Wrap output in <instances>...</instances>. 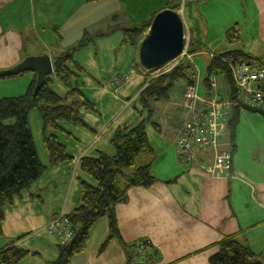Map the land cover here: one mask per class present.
I'll list each match as a JSON object with an SVG mask.
<instances>
[{
    "label": "crops",
    "instance_id": "1",
    "mask_svg": "<svg viewBox=\"0 0 264 264\" xmlns=\"http://www.w3.org/2000/svg\"><path fill=\"white\" fill-rule=\"evenodd\" d=\"M90 2L97 6L94 12L100 14L93 22L82 12ZM181 4L182 0H0V71L13 68L29 56L46 53L52 60L88 34L84 48L73 55L83 70L74 85L96 108V113L81 112L84 126H64L66 132L58 137L72 160L47 169L5 209L0 251L12 244L31 254L22 264L56 261L60 241L46 230V225L56 216L67 217L80 204V181L92 184L81 171L80 160L97 159L100 154L114 156V132L123 126L133 128L147 116L141 113L138 95L145 79L154 78L153 73L143 69L136 51L123 44L120 13L127 12L122 13L127 20L123 22L146 21L177 7L189 38L190 26ZM190 4L197 17L201 9L208 10L207 16L213 18L223 11L221 24L227 26L219 35L222 37L210 40L198 55L187 59L197 85V110L203 113L214 96L228 103V97H219L218 83L213 78L210 92L206 91L203 79L210 63L206 52L242 51L264 66V0H190ZM230 11L238 13H227ZM242 26L254 27L252 38L244 39ZM233 27L239 31V41L229 43L225 34ZM66 35L69 42L63 39ZM48 37H53V42H48ZM200 56L202 61L194 60ZM32 79L24 75L0 80V93L5 94L0 99L22 96ZM53 90L59 97L66 93L55 80ZM182 93L167 103H155L157 127L147 123L152 153L141 157L136 169L149 167L156 183L148 189H130L126 202L115 207L119 238L111 239L100 251L110 231L106 219L98 220L91 229L86 251L70 264H209L218 253V244L227 238H234L264 264V116L241 111L232 143L227 125L233 109L227 104L219 107L227 112V120L219 128L217 148L195 149L193 163L181 162L175 140L188 120L182 109ZM32 113L29 124L37 154L48 168L41 120ZM33 127L40 137L39 147ZM222 151L231 153L228 171L215 167V155ZM143 240L149 242V250L155 255H144L138 262L130 260L129 246Z\"/></svg>",
    "mask_w": 264,
    "mask_h": 264
},
{
    "label": "trees",
    "instance_id": "2",
    "mask_svg": "<svg viewBox=\"0 0 264 264\" xmlns=\"http://www.w3.org/2000/svg\"><path fill=\"white\" fill-rule=\"evenodd\" d=\"M171 9L177 11V7ZM154 16L148 21H143L139 27L124 29L123 44L137 53L139 43L148 31ZM225 38L229 43L239 41L237 27L229 29ZM88 40L89 36L85 34L74 48L52 59L53 75L45 78L43 86L35 96L33 90L36 76L27 73L17 76L31 75L33 78L22 96L0 99V238L5 209L11 206L16 198L27 192L47 169H55L72 160L67 155L65 146L58 139L59 135L66 132L64 126H84L81 112L96 113L94 104L90 103L74 85L83 70L76 64L73 55L83 49ZM198 53H200L199 49H195L194 43L188 41L186 55L173 69L155 78L145 79V84L139 91L138 100L141 113L147 115L146 119L133 128L123 126L114 132L111 139V145L115 150L114 156L100 154L97 159L80 160V169L92 184L79 182L80 204L67 216L72 226L73 236L69 242L58 246V257L52 264H70L74 257L83 254L87 249L91 229L98 220L107 219L110 231L108 240L100 251L111 239L119 238L115 207L126 202L127 192L130 189H148L156 183L149 167L136 169L138 160L152 153L147 136V123L157 127L154 122L156 109L153 106L155 103H167L172 99L173 92L177 97L180 91H183L182 109L185 111L183 97L187 85L192 84L197 88L193 80L192 67L187 59ZM208 55L212 56V59L203 79L206 91L210 92L212 78L222 76L229 84L227 97L232 101L237 93L228 64H235V61L240 58L247 61L253 59L237 50ZM5 79L10 78H0V80ZM54 80L65 88L66 93L63 97H59L54 92ZM179 83L183 90L175 89ZM232 109L227 127L233 143L234 130L240 112L248 111L264 116V109L248 106L232 107ZM33 111L39 114L41 120L42 143L49 161L48 168L40 163L31 132L29 115ZM206 112L201 113L202 118L205 117ZM217 247L218 253L209 260V264H261L248 248L234 238L225 239ZM131 250L132 247L129 246V251ZM30 255L29 252L19 250L11 244L0 251V264H22ZM145 256H150L148 246ZM131 258L134 259L130 255V260Z\"/></svg>",
    "mask_w": 264,
    "mask_h": 264
},
{
    "label": "built area",
    "instance_id": "3",
    "mask_svg": "<svg viewBox=\"0 0 264 264\" xmlns=\"http://www.w3.org/2000/svg\"><path fill=\"white\" fill-rule=\"evenodd\" d=\"M181 56L179 59H182ZM212 57V56H211ZM173 63V62H172ZM171 64V63H170ZM169 65V64H168ZM235 84L236 98L227 100L231 107H262L264 109V66L254 65L253 61L235 62L228 64ZM174 66L162 67L163 72L156 76L169 72ZM184 109L188 120L182 125L176 140L177 158L181 162L193 163V151L203 150L208 147L217 148L219 128L227 120V112L220 108L225 107L218 96H214L206 105L207 112L204 118L197 110V88L189 84L184 93ZM215 167L220 171H228L232 164L231 154L227 151L217 152L215 155ZM49 233L57 236L60 245L69 242L73 236L72 226L66 216H58L47 224ZM147 241H137L131 245L133 255L143 257Z\"/></svg>",
    "mask_w": 264,
    "mask_h": 264
},
{
    "label": "water",
    "instance_id": "4",
    "mask_svg": "<svg viewBox=\"0 0 264 264\" xmlns=\"http://www.w3.org/2000/svg\"><path fill=\"white\" fill-rule=\"evenodd\" d=\"M185 43V26L180 13L165 9L154 16L146 35L140 41L138 62L146 71L161 69L183 55ZM27 73L36 76L33 90L35 96L43 86L45 78L53 75L50 56L44 53L26 57L13 68L0 71V78L17 77Z\"/></svg>",
    "mask_w": 264,
    "mask_h": 264
},
{
    "label": "rangeland",
    "instance_id": "5",
    "mask_svg": "<svg viewBox=\"0 0 264 264\" xmlns=\"http://www.w3.org/2000/svg\"><path fill=\"white\" fill-rule=\"evenodd\" d=\"M94 4H95L94 2H90V3H88V6L86 8H82L83 9L82 12L85 14L86 19L87 20H92V22L94 20L99 19L98 18V14L99 13L98 12H94V10H96V8H97V6H94ZM122 6L123 5H121V7ZM180 8H181V10H182V12H183V14L185 16L186 23L189 24L188 27L190 26L189 27V30H190L189 38H188V35L186 36V31L187 30L185 28V41H186L185 45H186V47L184 49V53H183L182 56H185L186 55V49H187L188 41L194 43L195 49H204L205 47L208 46V43H209L210 40L215 39L219 35H223V33L227 30V26L221 24V23L224 22V21H222V18L223 17L220 14V13H224L223 11H219L218 16L215 17V18H213V17H208L209 14H210L208 12V10L205 11V9H201L200 11L198 10L200 16L197 17L196 16L197 15L196 14V10L194 9V6L192 4H190V0H182V4H181V7ZM62 9H63V7H62ZM122 13H124L125 15H127V12L125 10L121 11V13H120V20H119V22H120V28L121 29L136 28V27H139L141 25V23L143 22V20L142 21L139 20V21L123 22V21H127V20H125V17L122 15ZM227 13L237 14L238 12H232V11H230V12H227ZM148 20H150V19H148ZM148 20H146V21H148ZM206 24H207V26H206ZM242 27H241V30L243 31V34L242 35H243L244 39L247 40V39L252 38L253 37V33H254V29H253L254 27H251V26H249V27L242 26ZM96 31H99V30H96ZM146 33H145V35H146ZM220 37H222V36H219V38ZM63 39H65V42H69V39L70 38H68V36L66 35L65 38H63ZM234 40H232V41H234ZM236 41H238V40H236ZM48 42H53V37L52 38L51 37H48ZM63 45H65L67 47L68 44L67 43L66 44L63 43ZM208 54L209 53H207V52L205 53V55L207 57H209L210 59H212ZM213 54L216 55L217 53H213ZM202 56L197 57L194 60H197L198 62L199 61H202V59H203ZM137 57H138V52L136 53V58ZM230 60H231V62H234L233 59H230ZM179 61H180V59H177L176 61H174L173 63H171V64H169L167 66H170V65L171 66H176ZM186 61H185V63H186ZM238 61H240V62H246L247 60H244L243 58H240V59H238L235 62H238ZM251 61H253V64L254 65H257L258 64V62L256 60H251ZM150 72L153 73V77L155 78L156 77V73L158 74V72L161 73L163 71H162V68H161V69H158V72H157V70L150 71ZM203 76H204V72L201 73V81L203 79ZM213 80H216L217 83H218L217 90H218V93H219L218 94L219 97H223L224 100H225L227 98L226 93L228 92V87H229L228 82H226L225 81V78L222 77V76L215 77V78H213ZM180 85H181V83H179L176 86L175 89L181 88ZM199 88H200V93H201L203 91V85H202V83L199 85ZM201 89H202V91H201ZM172 95H173V98H176L174 92H173ZM3 96H5V94L3 92L0 93V97H3ZM32 114H34L35 116H37L39 118V116H38L39 114L37 112L33 111ZM30 118H31V126H34V123H36V122L33 121L32 116ZM36 126H37V124H36ZM32 131H33V134L35 136L36 145H37V147H39L40 146V143H39L40 137L37 136L36 128L33 127L32 128ZM150 139H152V138L150 137ZM59 216H63V215H59ZM56 217H58V216H56ZM56 217H54V218H56ZM54 218H52V219H54ZM116 222H117V220H116ZM46 230L48 231L47 225H46ZM133 254L134 253L131 250L130 255L133 256V258L135 259L136 262H138L139 260L143 259L139 255H135L134 256ZM152 255L154 256L155 255V252H154V254H152V252H150V258H151Z\"/></svg>",
    "mask_w": 264,
    "mask_h": 264
}]
</instances>
